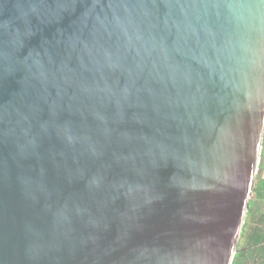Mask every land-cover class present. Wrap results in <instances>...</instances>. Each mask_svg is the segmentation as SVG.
Here are the masks:
<instances>
[{
  "label": "water",
  "instance_id": "95a60500",
  "mask_svg": "<svg viewBox=\"0 0 264 264\" xmlns=\"http://www.w3.org/2000/svg\"><path fill=\"white\" fill-rule=\"evenodd\" d=\"M264 144V0H0V264H234Z\"/></svg>",
  "mask_w": 264,
  "mask_h": 264
},
{
  "label": "trees",
  "instance_id": "16d2710c",
  "mask_svg": "<svg viewBox=\"0 0 264 264\" xmlns=\"http://www.w3.org/2000/svg\"><path fill=\"white\" fill-rule=\"evenodd\" d=\"M258 197L264 199V189L257 185ZM249 219V218H248ZM245 243L246 248L258 256V262L264 264V214L257 211L251 213V219L247 220L245 232L241 245Z\"/></svg>",
  "mask_w": 264,
  "mask_h": 264
},
{
  "label": "rangeland",
  "instance_id": "374dc122",
  "mask_svg": "<svg viewBox=\"0 0 264 264\" xmlns=\"http://www.w3.org/2000/svg\"><path fill=\"white\" fill-rule=\"evenodd\" d=\"M258 184L261 189H264V144H263V149H262V156H261L260 166L258 170V175L256 178L255 188L252 193V198L250 201L248 220L251 219L252 212L257 211L258 213L260 212L261 214H264V199H261L258 197L259 191L256 192V190L258 189L257 188ZM234 264H260V263L258 262V256L253 251L249 252V249L246 248V244L243 243L240 246V252L237 255V258Z\"/></svg>",
  "mask_w": 264,
  "mask_h": 264
}]
</instances>
